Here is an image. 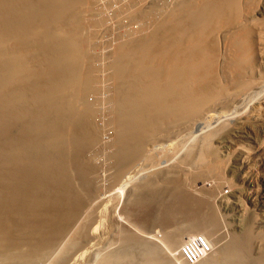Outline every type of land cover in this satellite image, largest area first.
<instances>
[{
    "label": "rangeland",
    "instance_id": "rangeland-1",
    "mask_svg": "<svg viewBox=\"0 0 264 264\" xmlns=\"http://www.w3.org/2000/svg\"><path fill=\"white\" fill-rule=\"evenodd\" d=\"M154 10L153 18L145 16L140 26L132 21L104 38L110 24ZM261 25L264 29V0H0L1 128L36 98L52 111H94L100 119L106 103L111 104L114 112L106 128L116 143L126 137L122 120L127 106L136 116L143 99L147 128L162 129L163 120L152 116L159 112L174 113L169 125L186 124L147 149L112 182L114 187L104 176L103 184L109 185L103 189L109 191L103 190L91 223V241L70 250L66 264H97L122 249L143 264L140 246L132 243V250L122 241L112 213L122 212L142 183L194 176L201 165L204 181L197 179L193 190L173 189L161 200L158 226L120 217L123 226L157 243L171 259L174 254L173 264L182 261L180 246H167L168 233L224 241L248 229L250 243L264 240V44L250 48L236 39L237 28ZM232 37L239 64L252 70L243 80L228 78L223 70L224 49ZM137 40L141 46L132 49ZM166 40L168 47L163 46ZM170 52L175 57L166 66ZM175 102L186 108L183 114L175 111ZM198 113L203 117L192 122Z\"/></svg>",
    "mask_w": 264,
    "mask_h": 264
},
{
    "label": "bare ground",
    "instance_id": "bare-ground-1",
    "mask_svg": "<svg viewBox=\"0 0 264 264\" xmlns=\"http://www.w3.org/2000/svg\"><path fill=\"white\" fill-rule=\"evenodd\" d=\"M153 13L155 14L156 10L146 15L139 13L130 21H121L117 26L110 24L103 36L110 38L119 27L124 29L132 21L140 26L145 16L152 19ZM237 30L239 34L236 39L245 42L244 44L249 45L250 48L264 44L262 25L239 27ZM233 41L232 37L226 42L223 70L226 77L243 80L251 69L239 64L241 56L233 48ZM134 45L132 49L140 47L141 41L137 40ZM163 46H170V42L166 40ZM213 47L212 44H208L210 50ZM174 57L175 55L170 52L163 61L164 64L169 66ZM160 99L161 97L158 98ZM38 101L36 98L32 104L18 108L15 120L0 127L4 137L0 146V264H66L67 253L70 250L73 248L77 250V247L85 244L89 237L91 241L92 233H89V229L105 193L103 187L107 181L103 184L104 176L111 181H108L110 184L116 183L147 149L186 125L183 123L179 125L177 123L176 126L169 125L172 118H175L174 113L169 111L167 114L152 113L154 118L163 120L159 122L158 127L162 128L160 131L156 128H147V118H145L147 104L143 99L140 105L135 107L140 117L134 116L133 107L127 106L126 115L122 120V129L126 137L116 143L111 140L112 132L109 133L106 128L114 112L111 104L106 103L102 112L104 118L100 119L99 112L57 108L52 111L48 105ZM175 103V111L183 114L186 108L178 102ZM166 116H169V120ZM201 116L200 113L195 117L192 116L194 117L192 122L200 120L203 117ZM142 117L145 119L141 120ZM164 125L166 126L163 127ZM103 129L107 138L102 137ZM119 132L121 133L120 130ZM195 173L194 176L187 175L177 181L161 182L163 183L161 186L156 178L150 179L140 185L132 201L127 202L128 205H124L123 209L121 207L122 212L112 213L111 220L116 231L120 232L123 239L121 240L129 244L128 246L132 243L134 246H140L144 258L143 264H173L176 256L170 253L171 256L173 255L171 259L151 239H143L135 235L134 229L131 231L129 230L131 228H127L128 225L123 226L124 222L120 221V217L125 221L127 218L136 217V221L143 227L146 225L150 227L154 223L157 225L161 200L170 195V191L193 190L197 179L205 180L206 170L203 171L202 165ZM110 186L114 187L115 184ZM247 230L239 234H230L229 238H223V242L221 239H210L206 234L199 235L204 238L208 252L204 253L198 259L201 261L195 264H264V240L258 245H253L249 241V235H246ZM195 235L197 234L191 232L187 234L186 239H183L184 237L177 238L173 233H168L164 238L167 246H180L186 240L197 237ZM122 251L103 256L104 258L102 257L100 262L98 259L97 262L136 264L132 257L134 253ZM180 264L184 263L181 261Z\"/></svg>",
    "mask_w": 264,
    "mask_h": 264
},
{
    "label": "built area",
    "instance_id": "built-area-1",
    "mask_svg": "<svg viewBox=\"0 0 264 264\" xmlns=\"http://www.w3.org/2000/svg\"><path fill=\"white\" fill-rule=\"evenodd\" d=\"M178 252L184 264H195L204 253L208 252V246L203 237L197 236L183 242Z\"/></svg>",
    "mask_w": 264,
    "mask_h": 264
}]
</instances>
